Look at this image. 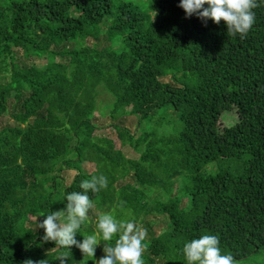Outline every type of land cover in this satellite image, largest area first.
<instances>
[{
  "label": "trees",
  "instance_id": "trees-1",
  "mask_svg": "<svg viewBox=\"0 0 264 264\" xmlns=\"http://www.w3.org/2000/svg\"><path fill=\"white\" fill-rule=\"evenodd\" d=\"M257 2L241 39L227 35L223 20L186 17L180 0H0V65L10 73L0 83V118L14 121L0 128V264H59L61 252L67 264H93L75 246L44 242V229L33 226L100 175L107 187L89 192L97 213L78 241L98 231L99 214L137 222L149 213L163 216L166 229L145 240L144 264H187L184 244L205 234L243 264L264 252V0ZM16 50L46 59L45 67L17 63ZM101 92L110 97L105 106ZM96 110L137 118L134 130L111 124L119 148L98 133ZM231 111L236 121L227 126ZM123 146L137 156L125 157ZM212 162L214 172L202 171ZM86 163L94 170L85 172ZM63 170L74 172L68 185ZM122 179L132 182L117 185ZM117 238L101 239L95 258Z\"/></svg>",
  "mask_w": 264,
  "mask_h": 264
},
{
  "label": "clouds",
  "instance_id": "clouds-1",
  "mask_svg": "<svg viewBox=\"0 0 264 264\" xmlns=\"http://www.w3.org/2000/svg\"><path fill=\"white\" fill-rule=\"evenodd\" d=\"M258 6L257 0H180L179 4L186 17L196 15L204 22L211 19L216 24L223 20L227 26V35H238L241 39L247 37L254 25L256 14L253 10ZM107 183L104 175L93 176L80 183L82 191L67 193L64 208L49 210L46 218L37 220V228L44 229L41 239L44 242H55V246L66 248L69 252L71 246H75L80 249L83 257L91 258L93 264H144L143 254L148 247L145 243L147 229L134 220H118L112 213L105 212L97 216L98 231L83 235L82 242L76 239L81 225L89 219L88 213L93 208L89 192L98 193L107 187ZM44 214L42 212L39 216ZM116 236L118 238L114 244L103 246L104 255L96 259L95 251L101 239L110 242ZM183 254L187 264H239L232 254L222 252L219 237L211 234L186 242ZM68 258V252H61L57 261L59 264H67ZM23 264H49V261L29 258Z\"/></svg>",
  "mask_w": 264,
  "mask_h": 264
},
{
  "label": "rangeland",
  "instance_id": "rangeland-1",
  "mask_svg": "<svg viewBox=\"0 0 264 264\" xmlns=\"http://www.w3.org/2000/svg\"><path fill=\"white\" fill-rule=\"evenodd\" d=\"M89 40V39H88ZM102 44H100L99 46H101ZM16 62L22 65H35L38 68H44L45 64H46V59L43 58H39V57H31V58H25V56L22 54V51H17L16 50ZM61 59L63 62L67 61V58H59ZM9 69L7 68L6 65L1 64L0 65V83H5L6 81L9 80ZM163 80L167 81L168 77H164ZM110 101V97L107 93L105 92H101L99 95V104L100 106H105L107 103H109ZM168 110V111H167ZM165 111H167V115L169 118L175 120L178 118V116L171 111V108L166 109ZM159 113V112H158ZM159 115V114H157ZM222 120L224 122L225 125L230 126L232 124L235 123L236 121V114L234 111L228 112L227 114H224L222 117ZM114 122H118V123H122L125 126H127L128 128H130L131 130H134V127L136 125L137 122V118L134 115L128 114V115H123L121 117H119L116 120H112L109 116V114H105V115H101L100 112L98 110H96L94 112V125L101 129L99 130L98 133H102L107 135L108 137H110L111 139H113L115 141L116 147L119 148V142L117 140L116 137V132L115 130L112 128L111 124ZM14 121L12 119H10L8 116H4L0 118V128L6 125H13ZM122 153L124 154V156L126 157H136L137 154H135L132 149H130L128 146H123L121 148ZM230 162H226L225 164H223L224 167L229 166ZM219 167V163L218 162H212L209 164H206L202 171H206V172H214L215 169H217ZM83 169L85 170V172H91L94 170V166L93 164H83ZM74 172L72 171H68V170H63L62 172L58 173V175H61L62 178L64 179V182L66 185H68L71 181V178L73 176ZM126 182H132L131 180L128 179H122L117 185L119 184H124ZM145 191L147 193V195L149 196L151 194V188L147 189L145 188ZM97 213L95 207L93 206L92 209H90V213H88V216L90 218H92L91 220L94 222V215ZM30 219V221H35L34 218L28 217ZM137 224L141 225L142 227H144L145 229H147V238L146 240H150L151 237L153 236H160L165 232L166 229V219L163 216H157L156 214H149L146 213L145 215H142L140 217V219L136 222ZM26 226V224H25ZM34 229H36L37 227L33 226ZM239 264H243V262H239ZM246 264H264V252L261 251L260 254L256 255V256H252L248 263Z\"/></svg>",
  "mask_w": 264,
  "mask_h": 264
}]
</instances>
